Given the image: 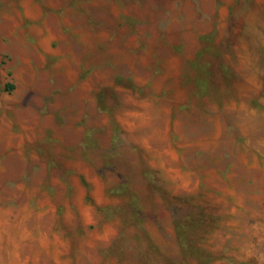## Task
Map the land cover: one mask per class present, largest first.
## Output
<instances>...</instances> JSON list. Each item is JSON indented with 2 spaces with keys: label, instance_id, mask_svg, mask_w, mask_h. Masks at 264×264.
<instances>
[{
  "label": "rangeland",
  "instance_id": "obj_1",
  "mask_svg": "<svg viewBox=\"0 0 264 264\" xmlns=\"http://www.w3.org/2000/svg\"><path fill=\"white\" fill-rule=\"evenodd\" d=\"M0 264H264V0H0Z\"/></svg>",
  "mask_w": 264,
  "mask_h": 264
},
{
  "label": "bare ground",
  "instance_id": "obj_2",
  "mask_svg": "<svg viewBox=\"0 0 264 264\" xmlns=\"http://www.w3.org/2000/svg\"><path fill=\"white\" fill-rule=\"evenodd\" d=\"M11 221H12V220H11ZM4 222H5V221H4ZM4 222H3V223H4ZM5 223H6V222H5ZM10 224H12V223H10ZM4 225H5V224H4ZM6 225H7V224H6ZM8 225H9V224H8ZM9 226H11V225H9ZM10 229H11V228H10Z\"/></svg>",
  "mask_w": 264,
  "mask_h": 264
}]
</instances>
